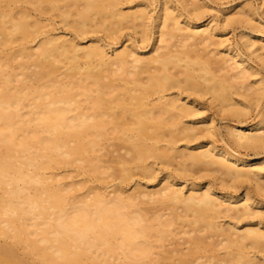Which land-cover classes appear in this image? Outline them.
<instances>
[{"label":"bare ground","instance_id":"6f19581e","mask_svg":"<svg viewBox=\"0 0 264 264\" xmlns=\"http://www.w3.org/2000/svg\"><path fill=\"white\" fill-rule=\"evenodd\" d=\"M263 7L0 0V264H264Z\"/></svg>","mask_w":264,"mask_h":264},{"label":"rangeland","instance_id":"374dc122","mask_svg":"<svg viewBox=\"0 0 264 264\" xmlns=\"http://www.w3.org/2000/svg\"><path fill=\"white\" fill-rule=\"evenodd\" d=\"M237 1H243V0H237ZM245 1V0H244ZM252 2H253V4H255V5H258V0H251ZM236 2V1H235ZM234 2V3H235ZM230 5L231 4H227V5H224V6H222V7H230ZM227 11H234V9L233 8H229ZM260 12V14L263 16V18H264V7L263 8H261L260 10H259ZM65 33V32H64ZM236 33H240V29L238 30V31H236ZM230 37H232L233 39H237V36H236V34L235 33H231L230 34ZM147 49H150V47H148ZM221 125H223V123H219V126H221ZM252 156L251 157H256L254 154H251ZM71 167H66V168H64L62 171L63 172H66L68 169H70ZM166 171V170H165ZM163 176V172L160 174V177H162ZM80 177H77V179H79ZM68 180H71V177H69V178H67ZM75 179V178H74ZM126 187H125V189H128L127 191L129 192V193H136V192H139L138 190H141V189H143V188H135V187H133L131 184H127V185H125ZM135 188V189H134ZM156 188H158V187H155V186H150L149 188H144L143 190H153V189H156Z\"/></svg>","mask_w":264,"mask_h":264}]
</instances>
